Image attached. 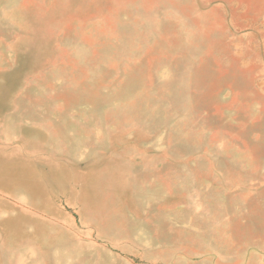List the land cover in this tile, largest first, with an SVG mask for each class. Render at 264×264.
<instances>
[{
  "label": "rangeland",
  "instance_id": "rangeland-1",
  "mask_svg": "<svg viewBox=\"0 0 264 264\" xmlns=\"http://www.w3.org/2000/svg\"><path fill=\"white\" fill-rule=\"evenodd\" d=\"M0 264H264V0H0Z\"/></svg>",
  "mask_w": 264,
  "mask_h": 264
}]
</instances>
